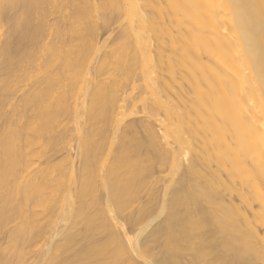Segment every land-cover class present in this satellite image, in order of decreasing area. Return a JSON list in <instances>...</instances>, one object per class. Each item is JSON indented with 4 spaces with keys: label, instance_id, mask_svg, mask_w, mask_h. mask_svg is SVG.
Returning <instances> with one entry per match:
<instances>
[{
    "label": "bare ground",
    "instance_id": "1",
    "mask_svg": "<svg viewBox=\"0 0 264 264\" xmlns=\"http://www.w3.org/2000/svg\"><path fill=\"white\" fill-rule=\"evenodd\" d=\"M0 264H264V0H0Z\"/></svg>",
    "mask_w": 264,
    "mask_h": 264
},
{
    "label": "rangeland",
    "instance_id": "2",
    "mask_svg": "<svg viewBox=\"0 0 264 264\" xmlns=\"http://www.w3.org/2000/svg\"><path fill=\"white\" fill-rule=\"evenodd\" d=\"M97 1L99 2V0H97ZM52 17H54V18H52ZM56 18H57V17H56ZM56 18H55V16H51V17H50V21L52 20V21L54 22V21H56ZM52 21H51V22H52ZM122 24H123L122 22H119V23L113 25V27H112L113 29H112V31H111L112 35H111V37H110V39H109V42H110V43H113V42H114V38L117 37V35L119 36V34L122 33V32L120 33L121 29L124 28V27H123V28H120V27L123 26ZM114 26H115V27H114ZM114 30H115V31H114ZM105 32H106V31H102V30H101V32H100V35H102V37H104V38L108 37V35H107ZM105 34H106V35H105ZM104 38H103V39H104ZM115 39H116V38H115ZM110 40H111V41H110ZM112 41H113V42H112ZM139 92H140V90H137V91H136V94L139 93ZM38 146H39V145H38ZM38 146H37V148L34 147V148L30 149V150L35 151V149H38V148H39ZM56 150H60V148H58V149H56ZM36 151H37V150H36ZM60 154H61V153H60ZM60 154H59V155H60ZM162 176H164V175H162ZM235 196H236V195H235Z\"/></svg>",
    "mask_w": 264,
    "mask_h": 264
}]
</instances>
